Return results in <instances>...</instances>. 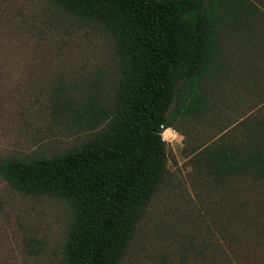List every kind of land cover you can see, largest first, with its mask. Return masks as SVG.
<instances>
[{
	"label": "trees",
	"instance_id": "1",
	"mask_svg": "<svg viewBox=\"0 0 264 264\" xmlns=\"http://www.w3.org/2000/svg\"><path fill=\"white\" fill-rule=\"evenodd\" d=\"M49 1L106 32L118 78L108 103L93 92L56 106L87 131L79 144L34 160H3L0 175L21 194L68 207L59 264H120L167 174L163 131L212 111L205 85L238 79L220 51L222 32L251 44L243 74L253 84L264 77V0ZM237 121V135L227 130L192 147L193 160L217 185L231 177L264 181V112L251 108Z\"/></svg>",
	"mask_w": 264,
	"mask_h": 264
},
{
	"label": "rangeland",
	"instance_id": "2",
	"mask_svg": "<svg viewBox=\"0 0 264 264\" xmlns=\"http://www.w3.org/2000/svg\"><path fill=\"white\" fill-rule=\"evenodd\" d=\"M228 30L220 51L238 79L205 85L212 111L163 131L167 174L120 264H264V181L231 177L217 185L192 158V147L227 130L237 135V120L251 108L264 112V77L253 84L243 74L253 48ZM117 78L115 50L99 25L49 0H0V162L79 144L87 131L56 106L93 92L108 103ZM68 219L62 201L21 194L0 175V264H59Z\"/></svg>",
	"mask_w": 264,
	"mask_h": 264
}]
</instances>
